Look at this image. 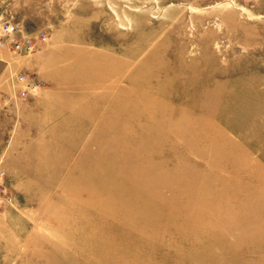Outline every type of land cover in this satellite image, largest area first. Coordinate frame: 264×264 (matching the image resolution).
<instances>
[{"label":"rangeland","instance_id":"rangeland-1","mask_svg":"<svg viewBox=\"0 0 264 264\" xmlns=\"http://www.w3.org/2000/svg\"><path fill=\"white\" fill-rule=\"evenodd\" d=\"M6 14L45 40L2 55L64 99L2 97L0 264H264V0Z\"/></svg>","mask_w":264,"mask_h":264},{"label":"crops","instance_id":"crops-1","mask_svg":"<svg viewBox=\"0 0 264 264\" xmlns=\"http://www.w3.org/2000/svg\"><path fill=\"white\" fill-rule=\"evenodd\" d=\"M3 51H0V112L3 109V104L4 101H2V97L3 96H8L9 94H11V91L13 90L12 88V78L14 75H16L17 71L21 70V69H31V66H29L27 63L25 64V66H23L24 64L21 62H18L15 59H10V57H8L7 55H2ZM22 65V66H21ZM19 73V72H18ZM29 94H32V97H30L28 100H26L25 102H20V107L24 108L25 110H27L28 112H35V114L33 116H35L37 120L43 121L42 118H40L43 113L45 114V112H47V101H45V99H47L48 97L50 98H54L55 102L54 104L57 103V105L62 104L63 100L60 99H64L61 96H58L55 92H51L49 89H40L38 90L37 93L35 92H31L29 91ZM53 104V103H52ZM17 106V105H16ZM19 107V106H17ZM60 107V106H58ZM15 108V105L9 101L8 105H6L5 107V111L7 112H13V109ZM38 114H40V116H38Z\"/></svg>","mask_w":264,"mask_h":264},{"label":"built area","instance_id":"built-area-1","mask_svg":"<svg viewBox=\"0 0 264 264\" xmlns=\"http://www.w3.org/2000/svg\"><path fill=\"white\" fill-rule=\"evenodd\" d=\"M8 15H4V17L0 15V50H7L13 55L30 54L34 50L36 40L43 42L45 36L41 33H37L35 36L24 35L20 25L15 19L13 20L12 16ZM13 82L21 86L16 93L19 99L26 98L29 91L35 88L34 82L31 79L29 80L28 75L25 73L17 74Z\"/></svg>","mask_w":264,"mask_h":264},{"label":"bare ground","instance_id":"bare-ground-1","mask_svg":"<svg viewBox=\"0 0 264 264\" xmlns=\"http://www.w3.org/2000/svg\"><path fill=\"white\" fill-rule=\"evenodd\" d=\"M13 79H14V77L12 78V82H11L12 85H13V86L11 85L12 88H14V87H16V86H18L19 88H21V86H20V85H17V83L14 84ZM19 88H17V89H19ZM35 88H36V87H35ZM35 88H34V89H35Z\"/></svg>","mask_w":264,"mask_h":264}]
</instances>
